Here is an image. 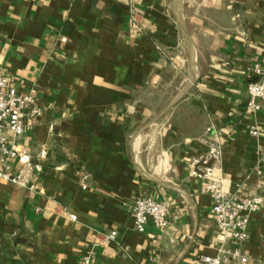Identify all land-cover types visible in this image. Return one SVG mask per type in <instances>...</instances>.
<instances>
[{"label":"crops","instance_id":"0c3cea01","mask_svg":"<svg viewBox=\"0 0 264 264\" xmlns=\"http://www.w3.org/2000/svg\"><path fill=\"white\" fill-rule=\"evenodd\" d=\"M256 64L264 0H0V77L42 109L18 139L32 188L0 182V264L216 257L206 175L264 198ZM138 197L168 205L166 230H136ZM249 235L230 264H264V209Z\"/></svg>","mask_w":264,"mask_h":264},{"label":"built area","instance_id":"2783aa9c","mask_svg":"<svg viewBox=\"0 0 264 264\" xmlns=\"http://www.w3.org/2000/svg\"><path fill=\"white\" fill-rule=\"evenodd\" d=\"M132 20L135 22V14L132 15ZM253 72L259 76V81L248 86L247 109L260 111L264 109V68L256 64ZM258 100L263 103L258 104ZM41 113L42 109L34 99V91L19 93L11 79L0 77V182L23 190L32 188L36 166L21 153L18 139L30 131L31 121ZM249 134L254 138L264 135V126L252 127ZM212 147L215 151L220 150V145L212 144ZM206 179L205 191L213 199L218 254L216 257H203L201 260L205 264H230L239 252L227 249L226 245L242 244L249 240L250 218L264 209V198L257 194L244 195L243 186L232 189L221 176L209 174ZM132 211L138 232H144L150 221L159 231L169 227L170 210L165 203L149 197H138ZM71 219L75 220V217ZM115 238L116 233L108 236L110 240ZM81 264H95L92 251L83 256Z\"/></svg>","mask_w":264,"mask_h":264}]
</instances>
